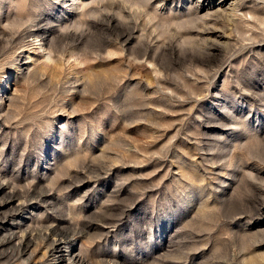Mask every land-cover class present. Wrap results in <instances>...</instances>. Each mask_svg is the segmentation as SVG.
<instances>
[{
    "label": "rangeland",
    "instance_id": "obj_1",
    "mask_svg": "<svg viewBox=\"0 0 264 264\" xmlns=\"http://www.w3.org/2000/svg\"><path fill=\"white\" fill-rule=\"evenodd\" d=\"M1 182L0 264H264V0H0Z\"/></svg>",
    "mask_w": 264,
    "mask_h": 264
},
{
    "label": "bare ground",
    "instance_id": "obj_2",
    "mask_svg": "<svg viewBox=\"0 0 264 264\" xmlns=\"http://www.w3.org/2000/svg\"><path fill=\"white\" fill-rule=\"evenodd\" d=\"M5 184L3 185V182L0 183V191L5 192L6 188H5ZM8 192V191H7ZM10 192V191H9ZM14 194V193H12ZM15 195V194H14ZM13 196V195H12ZM17 205V204H16ZM17 210V208L15 209ZM19 223V222H18ZM65 234V233H64ZM24 236V235H23ZM29 238V237H28ZM57 238V237H55ZM62 238V237H61ZM26 239V238H25ZM30 239V238H29ZM63 239V238H62ZM66 239V238H65ZM21 240V239H20ZM24 240V238H23ZM21 240V241H23ZM32 240V239H31ZM28 241V240H27ZM26 241V244H27ZM64 241V240H63ZM22 243V242H19ZM61 243H63L62 241H58V239H54L52 241V249L54 253H56V258L55 261H57V263H65V264H70L73 262H77V264H86V262L84 261V259L82 258V256H80L78 253L74 252V250L71 248V246H62ZM25 244V243H24ZM51 244V243H50ZM21 245V244H20ZM68 245V244H67ZM26 246V245H25ZM51 245H49L48 248H50ZM65 247V248H64ZM47 248V247H46ZM48 250V249H47ZM50 251V250H49ZM44 252V251H43ZM50 256V255H49ZM42 257L43 254H42ZM45 258V257H44ZM51 258V257H50ZM49 258V259H50ZM28 260V258H27ZM34 264H38V263H34ZM42 264V263H41ZM88 264V263H87Z\"/></svg>",
    "mask_w": 264,
    "mask_h": 264
}]
</instances>
